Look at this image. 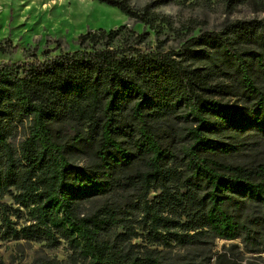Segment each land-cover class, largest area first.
Masks as SVG:
<instances>
[{
  "label": "trees",
  "instance_id": "obj_1",
  "mask_svg": "<svg viewBox=\"0 0 264 264\" xmlns=\"http://www.w3.org/2000/svg\"><path fill=\"white\" fill-rule=\"evenodd\" d=\"M94 1L150 27L152 9L174 0H152L141 8L130 0ZM220 1L227 7L248 2L262 18L235 20L218 35L202 32L188 45L214 47L246 107L215 99L227 86L211 84L170 53L109 46L111 32L102 29L77 35L76 50L0 64V240L44 241L48 247L62 241L69 251L65 260L38 264H170L158 247L215 239L260 244L264 166L219 157L235 151L238 139H264V92L256 84L264 76V0ZM229 33L247 49L233 47ZM192 52L211 59L202 49ZM170 117L187 123L177 162L155 128ZM69 126L71 140L93 166L65 157L61 131ZM18 129L26 131L14 148L6 139ZM221 134L237 144L220 143ZM137 164L140 169L129 173ZM121 181L135 190L142 235L110 206L81 212L82 203L104 198ZM151 191L157 192L148 199ZM7 194L15 208L2 202ZM247 205H258L260 215L249 219ZM17 208L27 216L18 228L10 220ZM139 236L143 244H131ZM214 264L232 263L218 255Z\"/></svg>",
  "mask_w": 264,
  "mask_h": 264
},
{
  "label": "rangeland",
  "instance_id": "obj_2",
  "mask_svg": "<svg viewBox=\"0 0 264 264\" xmlns=\"http://www.w3.org/2000/svg\"><path fill=\"white\" fill-rule=\"evenodd\" d=\"M152 0H130L135 8H141ZM154 11L153 24L148 27L141 22L131 20L117 8L96 2L94 0H0V64L11 62H32L43 60L57 54L79 48L76 36L85 31L104 30L111 32L112 41L109 46L123 45L137 48L140 51L159 54H172L185 68H192L208 77L211 84H224L226 91L215 99L235 107H246L247 104L238 94L237 89L230 84L229 71L223 67L219 56L214 53V47L188 45L189 39L199 34L226 33L229 25L235 20H250L262 18L260 12L250 3L234 4L227 7L220 0H174L166 2ZM137 34H141L137 38ZM136 35V36H135ZM233 47L247 49L233 34H228ZM90 44H87L89 47ZM203 50L211 59L196 55L192 51ZM255 73V72H254ZM256 84L264 92V76L256 78ZM185 123L182 119H170L156 123L155 128L165 137L168 149L178 161L180 146L184 143L183 133ZM80 129H78L79 131ZM26 129L11 130L6 141L14 148L23 137ZM84 133L85 128L82 130ZM61 143L64 145V155L69 163L81 167L93 166L92 159L82 151L73 140L74 130L66 127L61 131ZM218 141L230 145L237 144L233 139L219 135ZM123 145L129 142L124 137ZM240 145L230 155L219 157L232 163H261L264 166V139H238ZM140 169L139 164L129 169V173ZM124 181V180H123ZM12 192V191H11ZM157 191L150 192L152 199ZM135 190L119 183L114 191L104 198L94 197L80 205L82 214L88 215L101 206H110L118 217L133 228L134 233L142 235L143 223L139 220L138 205ZM2 202L15 208L9 194ZM10 216L11 224L20 227L27 216L22 208ZM249 219H254L261 213L258 205H247L244 209ZM263 234V227L257 226ZM117 233L123 229L112 227L110 231ZM264 237V236H263ZM141 237L131 238V244H143ZM161 255L170 264H214V258L221 255L223 260L232 264H264V238L257 247L245 245L240 239L207 241L202 245L177 246L161 248ZM69 253L61 241L56 247H48L44 241L33 242L25 240H0V264H38L42 260H65Z\"/></svg>",
  "mask_w": 264,
  "mask_h": 264
}]
</instances>
